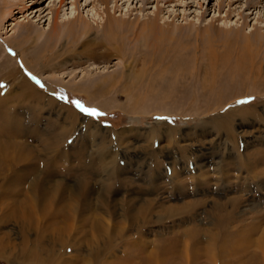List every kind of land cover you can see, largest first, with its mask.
Listing matches in <instances>:
<instances>
[{
  "label": "rangeland",
  "instance_id": "374dc122",
  "mask_svg": "<svg viewBox=\"0 0 264 264\" xmlns=\"http://www.w3.org/2000/svg\"><path fill=\"white\" fill-rule=\"evenodd\" d=\"M27 1V12L0 22V74L18 68L21 82L32 84L40 97L17 107L16 93L31 90L12 84L0 113V144L7 143L1 147L6 164L0 165V264H154L140 261V253L164 249L168 260L179 248L174 236L188 228L184 240L198 233L196 242L205 246L204 240L213 239L219 254L214 264H264V60L254 68L256 78H247L233 67L231 53L229 70L208 84V36L218 54L227 50L220 47L218 30L205 32L212 23L264 34V0L250 12L243 11L246 0L237 1L229 18L227 8L218 12L224 0H122L116 9L110 0L109 12L127 25L139 24L137 32L160 8L158 22L172 38L153 51L147 48L151 38L135 41L122 31L119 52L111 54L101 46L103 6L81 0L77 10L67 0L59 9L60 23L81 14L90 27L81 40L93 43L86 49L79 43L65 54L66 42L50 38L58 0ZM239 13L249 17L245 23ZM27 22L28 37L20 38V25ZM0 80L3 94L10 79ZM21 150L27 160L21 161ZM32 182L37 187L29 189ZM56 186L57 210L49 211L46 193ZM30 198L35 207L29 209ZM72 198L77 216L70 220ZM193 203L190 212H178ZM145 208L140 229L126 228ZM91 216L105 220L103 228L112 225L108 235L125 228L122 240L112 239L118 243L113 255L93 263L87 256ZM92 231L108 241L100 227ZM31 256H42L41 263ZM197 259L192 264H212ZM171 262L164 264H185Z\"/></svg>",
  "mask_w": 264,
  "mask_h": 264
},
{
  "label": "bare ground",
  "instance_id": "6f19581e",
  "mask_svg": "<svg viewBox=\"0 0 264 264\" xmlns=\"http://www.w3.org/2000/svg\"><path fill=\"white\" fill-rule=\"evenodd\" d=\"M66 1L67 0H58L57 1V9L54 10V17H53V21H52V24H53L54 28H53V30L51 32L52 35L50 37V38H53L54 40L56 39L57 41L63 39L66 42V44H65V47H66L65 49L66 50L64 52L65 54L71 52L74 48H76L77 44H79V43L81 44L80 46L82 48H85L86 46L88 47L90 45H93L92 41H89V40H83L82 41L81 40L90 31L89 25L86 24L85 20L81 16V14L78 17L67 19V21H65L63 23H60V22L57 21L58 15H59V9L65 6ZM80 1L81 0H71V2H72L71 4H73L75 6V8L78 10ZM120 1H122V0H115L114 1V8L115 9L118 8L117 7L118 6V2H120ZM150 1L151 0H141V3H143L144 5H148V4L151 3ZM168 1L169 0H153V2H156L157 4H159L161 2L167 3ZM237 1H239V0H229L228 2H227V0L222 1L221 3H219L217 5L218 12L220 13V11H224L227 8L225 14H226V18H229L230 15H232L234 12H236V9H232V6ZM26 2H28V1L27 0H0V22L1 21H5L7 18H10L11 15L14 12L17 15L18 14H24L25 12H27V9H26L27 6L25 4ZM93 2H96L100 6L104 7L105 21H104V23L102 25V28H101L100 32H102V38H104L103 42H105V43H101V46H104V48H107V51H108L109 54H111L112 52L116 53L118 51V47H117V44H118V42H117V38L118 37L117 36L118 35L117 34H119L122 31H124L125 34H127V35H128V33L132 34L133 40H135V41H138V39L141 38V37L145 38V39L146 38H151V41H153L152 44H150L148 46L146 44V46H147V48H151L153 51H155V50L156 51H160V49H162V45L165 44L167 41L172 39L171 37L169 38V36L167 35L166 31L162 30L161 25L158 22V19H159L158 17H159V15L162 12L161 9L158 8V7H157L155 15H153L152 17H149L148 20H146V22L145 21L143 23L141 22L142 23L141 28L139 29V32H137L136 28L138 29V25L139 24L137 25V23H132V24L128 23L129 25H127L125 20L116 18L114 16V14H111L109 12L108 5L110 4V0H93V1H90L89 4H87V5L93 4ZM261 3H262V0H246V5H245V8H244L243 11L250 12L252 10H255L259 5H261ZM243 13H239V15H240L243 23H245L246 20L249 17L247 15L243 16ZM250 15H252V13H250ZM30 26H31V24H29L28 22L26 24H24V25H20V30L17 32L18 36L20 38H21V36H23V38L24 37H28V35H25V34H27V32L29 33V29L28 28ZM139 27H140V25H139ZM214 28H215V30H218L217 32H219L221 34V36L218 37V39H219L218 42L220 44V47L221 48H225V50H227V52L224 55L223 54H218L215 51L216 49H215V46L213 45V42H212V40H214L213 39L214 37L213 36H208V38H207L208 40L206 42L208 43L207 45L210 48V55L212 56L211 58H209L211 77H209V83L208 84L216 82V79H219L222 76V74H220V73L225 68H226V70L227 69L229 70V65L226 62L230 61L229 58L231 56V53H232V56L235 55V58L233 60V62H234V64H233L234 66L233 67L235 69H238L239 72L244 75L243 77L247 76V78L251 77V78L255 79L256 76L255 77L253 76L254 68L256 67L257 63H260V62H262L264 60V34H261L260 32H258V30H254L253 34H244V33H241V31L239 29L238 30H232V29H227V28H225V29L218 28L217 26L215 27L214 25H212V23H210V24H208V26H206L205 32H210V31L214 30ZM232 33L235 35L233 38L231 37ZM229 34H231V35H229ZM180 36L178 35L177 37L176 36H174V37L179 38ZM130 39H132V38H130ZM130 39H128V40H130ZM156 40H157V45H158V42H159V46L153 47V43H155ZM215 41H217V40H215ZM99 43H97V44L94 43V44H95V46H99L98 45ZM121 43H122V41H121ZM216 45H218V44H216ZM14 47L17 50L19 49V47L16 46V45ZM20 54H22V53L20 52ZM3 72H1V74H0L1 77L2 78L6 77V79L9 78L10 80H9V83L7 84V86H6V90L7 91L5 93L1 94L2 89L0 88V113L2 112L3 109H5V104H7L6 101H7V98L9 97V94H10V92H8V91L10 89H12V87H13L12 84L15 85L14 88L16 87V88L21 89V84H22V87H29L30 90H31V91H29L27 93H24V92L23 93L22 92L16 93V95L14 96V99H15V102L17 103V105H16L17 107H19V106L21 107V104H24V103H38L39 102V100H40L39 94H37L33 90V88L31 89L32 84H30L27 81H25L24 83L21 82V81H23V78L21 79V73L22 72L20 73L18 68L17 69L13 68V70L9 71L8 73L7 72L3 73ZM3 81L4 80H0L1 83ZM14 81L15 82L17 81V82L14 83ZM23 84H26V85H23ZM113 85L114 84H112V86ZM34 89H35V87H34ZM17 107H15V108H17ZM15 108L11 107L9 110L12 111ZM7 126L8 125H5V127H7ZM228 126L229 125H227V127ZM59 136H60V134H59ZM55 139L56 138L54 137L53 140H52V145L53 146H55L58 143V141H56ZM59 139H60V137H59ZM0 142L2 143L1 140H0ZM6 145H7V143L6 144L4 143V145L0 144V165H2V164L5 165L6 164L5 160H4V155H2L3 152L1 151V147H4ZM53 149H54V147H51L50 151H53ZM19 152H20V150H18V153ZM18 157H20V156H18ZM24 160H27V159H26V156L23 155V150H21V161H24ZM103 163H104V161H103ZM2 170L4 171L5 169H2ZM0 175H1V168H0ZM198 181L199 180L195 181V184H197ZM37 184H38V182H35V183L32 182V184L28 188L29 189L30 188L31 189L35 188V187H37ZM57 190H59V189L56 186V187L53 188L52 193L51 192H49L48 194L46 193V202L44 204V207L47 208L49 211H51L52 208L55 211L57 210L56 208L53 207L55 202H56V200H57V198H58L56 196ZM28 195H29V193H28ZM31 198L29 200V209H30V207H32V208L35 207L31 203ZM69 203H70V208H68L67 210H68V213H69V216H70V220H73L74 216L75 217L77 216V213H76L77 211L73 210V208L75 207V204H76L75 199L72 198V202H69ZM149 203H151V202H149ZM23 205H25V204L23 203ZM27 205H28V203H27ZM77 205H79V203H77ZM185 205L186 206H183V208H181V209L179 208L178 209L179 213L182 212L185 209H187V211L190 212V210L193 209V207H195L194 203L190 207L188 206V204H185ZM24 212L25 211L23 210V208H21V214H23ZM78 213H79V211H78ZM148 213H149V210H147V208L140 209L139 211H137L136 214H134L131 218L129 217L130 218V223L126 222L127 225H128L126 228L135 227L136 229H140V224H141L142 221L146 220ZM224 216H225V213H224ZM220 218H221V216H220ZM90 220H91V223H92V228L90 229V233L87 236L88 237V240H87L88 246L90 247L89 254L87 256H90L91 261L93 263L95 261H98L97 259L100 258L101 256H103L104 254L105 255H110V256L113 255V251L115 250V247L117 246L118 243L116 244L114 242V240H112V239L117 237V239H115V240H118V239L122 240L123 237H122V234H121L120 230H123L125 228L124 227L120 228V230L118 232H116L114 236H111V234H109V235L107 234L108 231H110L109 229L112 228V225H110L109 222H105L103 224V226H104V228H103L101 226L102 224L100 222L103 223L105 220L101 221V218H99V217L97 218L95 216H91ZM95 226H98V227H100L103 230L102 234H107V236L105 237V239L108 238L107 242L102 243V240L100 241L101 238L97 237V234L95 235L94 231H92ZM188 229L190 230L191 228H188ZM188 229H184L183 230L184 232H182V233L179 232L178 234H176L174 236L175 237L174 239H176V243L178 244L179 248L178 249L176 248V250H174L173 252L171 251V256L168 258V260L167 259L165 260V256L167 258V254H166V252H164V249H163V250H160L161 252L154 253V254L152 253L153 251L152 252H148V254H145L144 256H142L143 254L140 253V257H141L140 261H144V262H147V263H154V264H164L166 261H170L171 262V260H172L173 262L176 263V261L178 260V261H181V262H183L185 264H192L193 261H199V259H197V258L206 257V259L208 258V260H210L211 263L214 264L215 263L214 260L217 257H219V254L218 253L215 254L213 252V250H212L214 248V246H213L214 243L212 245V240L213 239L209 236V240H204V242L206 241V243H205V246H203L204 243L200 244L199 242H196L197 236H200V235H198V233L195 234V235L190 233V235L192 234L193 236H191L189 238V240H184V238L189 233V232L186 233V231H188ZM195 233H196V231H195ZM60 241H61L62 245H65V243L67 242V240H64V239H61ZM125 241H128V240H124V242ZM209 242H210V244L208 245ZM152 245L150 244V246H152V247H154V246L156 247L157 246V245H155V243H152ZM165 249H166V247H165ZM140 257H138V258H140ZM36 258H37V256L32 257L33 262L34 261L36 262L38 260L37 262L41 263L40 261H42V256H40L39 259L38 258L36 259ZM68 260H72V259H67L66 261H68ZM173 262H171V263H173ZM45 263H46V260H45L44 263L42 261L41 264H45ZM52 263H53V261L50 262V264H52ZM195 263L196 262H194V264Z\"/></svg>",
  "mask_w": 264,
  "mask_h": 264
},
{
  "label": "snow or ice",
  "instance_id": "6c2138e0",
  "mask_svg": "<svg viewBox=\"0 0 264 264\" xmlns=\"http://www.w3.org/2000/svg\"><path fill=\"white\" fill-rule=\"evenodd\" d=\"M83 111L87 112L89 115L94 114V110L82 109Z\"/></svg>",
  "mask_w": 264,
  "mask_h": 264
}]
</instances>
